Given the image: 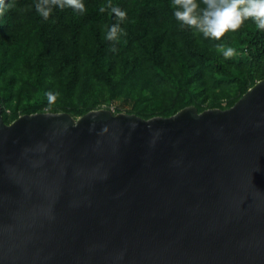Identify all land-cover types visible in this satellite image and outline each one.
Here are the masks:
<instances>
[{"label":"water","instance_id":"water-1","mask_svg":"<svg viewBox=\"0 0 264 264\" xmlns=\"http://www.w3.org/2000/svg\"><path fill=\"white\" fill-rule=\"evenodd\" d=\"M0 264H264V78L148 119L0 104Z\"/></svg>","mask_w":264,"mask_h":264},{"label":"trees","instance_id":"trees-1","mask_svg":"<svg viewBox=\"0 0 264 264\" xmlns=\"http://www.w3.org/2000/svg\"><path fill=\"white\" fill-rule=\"evenodd\" d=\"M39 2L0 0V104L6 123L45 111L78 118L118 99L131 100L127 112L146 119L189 105L226 109L264 78V31L251 20L214 40L182 28L172 0H82L83 14L53 7L46 20L36 10ZM109 3L127 18L99 11ZM116 23L122 31L107 40V26ZM217 45L232 47L235 55L225 59Z\"/></svg>","mask_w":264,"mask_h":264},{"label":"clouds","instance_id":"clouds-1","mask_svg":"<svg viewBox=\"0 0 264 264\" xmlns=\"http://www.w3.org/2000/svg\"><path fill=\"white\" fill-rule=\"evenodd\" d=\"M53 7H71L81 14L86 11L82 0H40L36 10L46 20ZM172 7L182 28H191L205 39L220 40L227 32L237 31L246 20H251L258 30L264 31V0H201L199 4L197 0H172ZM106 9L119 21L127 18V13L119 6L109 3L101 6L99 11L103 13ZM121 31L119 23L107 26L105 38L116 40ZM217 51L225 59L235 55L232 47L217 45ZM48 99L50 103L54 102L56 96L48 93Z\"/></svg>","mask_w":264,"mask_h":264},{"label":"rangeland","instance_id":"rangeland-1","mask_svg":"<svg viewBox=\"0 0 264 264\" xmlns=\"http://www.w3.org/2000/svg\"><path fill=\"white\" fill-rule=\"evenodd\" d=\"M106 106H103V108H106ZM109 106H110L109 109L113 111L120 109L121 110L120 112H127L132 109L133 102L129 99H118L111 101L109 103Z\"/></svg>","mask_w":264,"mask_h":264}]
</instances>
